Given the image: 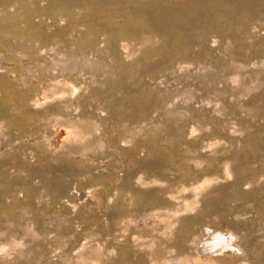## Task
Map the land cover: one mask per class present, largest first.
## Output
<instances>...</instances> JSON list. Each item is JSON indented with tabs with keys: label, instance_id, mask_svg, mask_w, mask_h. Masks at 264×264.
<instances>
[{
	"label": "rangeland",
	"instance_id": "374dc122",
	"mask_svg": "<svg viewBox=\"0 0 264 264\" xmlns=\"http://www.w3.org/2000/svg\"><path fill=\"white\" fill-rule=\"evenodd\" d=\"M0 264H264V0H0Z\"/></svg>",
	"mask_w": 264,
	"mask_h": 264
}]
</instances>
